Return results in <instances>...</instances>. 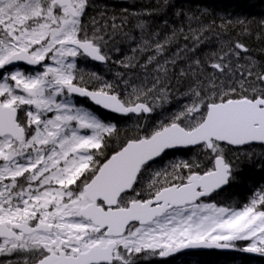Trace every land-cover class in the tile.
Returning <instances> with one entry per match:
<instances>
[{
    "label": "snow or ice",
    "instance_id": "obj_1",
    "mask_svg": "<svg viewBox=\"0 0 264 264\" xmlns=\"http://www.w3.org/2000/svg\"><path fill=\"white\" fill-rule=\"evenodd\" d=\"M109 7L0 0V264L264 258V184L217 199L264 150V59L229 35L252 22Z\"/></svg>",
    "mask_w": 264,
    "mask_h": 264
},
{
    "label": "trees",
    "instance_id": "obj_2",
    "mask_svg": "<svg viewBox=\"0 0 264 264\" xmlns=\"http://www.w3.org/2000/svg\"><path fill=\"white\" fill-rule=\"evenodd\" d=\"M98 2L115 6V8L109 7V13L113 11L119 13L123 7L141 8L151 6L155 3V0H98ZM172 5L174 7L170 8L166 17H164L170 25L175 24L178 26L180 24V20L173 15L175 8H179L184 13L197 18V22L205 24L212 21L220 23L222 18L225 21L237 18L251 21V35L237 36L235 32H230L229 35L232 38L242 39L251 49L250 55L258 59H264V36H260L258 26L259 21L264 19V0H172ZM155 19L158 20L160 17ZM214 39V37H210L208 43H211ZM121 47L123 46L121 45ZM94 67L101 74L111 75L104 66L95 65ZM179 88L181 91L183 90L182 85ZM173 95L175 98L167 107L179 104L184 99L175 93ZM254 151L256 155L251 160L246 161L241 158L239 161L241 170L237 179L227 192L217 198L218 202L228 200L243 203L251 194L252 189L264 184V157L260 155L261 151L264 150L257 146ZM166 264H264V258L235 250L230 252L219 250L190 251L168 258Z\"/></svg>",
    "mask_w": 264,
    "mask_h": 264
},
{
    "label": "water",
    "instance_id": "obj_3",
    "mask_svg": "<svg viewBox=\"0 0 264 264\" xmlns=\"http://www.w3.org/2000/svg\"><path fill=\"white\" fill-rule=\"evenodd\" d=\"M197 250L198 251H212V250H216V249H197ZM189 251H193V250H182L181 252H189ZM221 251H227V252H229L230 250H221ZM177 254H179V253H177ZM177 254H175L174 256H176ZM174 256H172V257H174Z\"/></svg>",
    "mask_w": 264,
    "mask_h": 264
},
{
    "label": "bare ground",
    "instance_id": "obj_4",
    "mask_svg": "<svg viewBox=\"0 0 264 264\" xmlns=\"http://www.w3.org/2000/svg\"><path fill=\"white\" fill-rule=\"evenodd\" d=\"M258 39V38H257ZM258 53V52H257ZM261 55V54H260ZM254 160V159H253Z\"/></svg>",
    "mask_w": 264,
    "mask_h": 264
}]
</instances>
